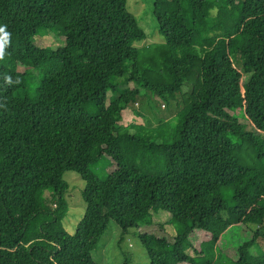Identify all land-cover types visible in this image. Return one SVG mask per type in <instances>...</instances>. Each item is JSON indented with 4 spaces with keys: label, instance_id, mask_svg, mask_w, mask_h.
<instances>
[{
    "label": "trees",
    "instance_id": "obj_1",
    "mask_svg": "<svg viewBox=\"0 0 264 264\" xmlns=\"http://www.w3.org/2000/svg\"><path fill=\"white\" fill-rule=\"evenodd\" d=\"M127 5L0 0V264H100L111 221L148 264H264V0H180L147 46ZM137 103L156 125L121 123ZM68 171L85 185L74 233ZM212 240L217 262L188 252Z\"/></svg>",
    "mask_w": 264,
    "mask_h": 264
},
{
    "label": "rangeland",
    "instance_id": "obj_2",
    "mask_svg": "<svg viewBox=\"0 0 264 264\" xmlns=\"http://www.w3.org/2000/svg\"><path fill=\"white\" fill-rule=\"evenodd\" d=\"M180 0H128V9L135 14L140 26L146 32V39L141 43L140 46L152 45L157 42H163L164 39L160 35L155 17L154 11H165L174 10L177 8ZM37 42L40 44L48 45L53 48H62L65 45V41L62 36L55 32L42 31L36 36ZM215 48L223 51H232L230 41L224 38H219L215 44ZM157 101L160 102L161 107L159 111L165 113L162 116V120L171 118L167 114L165 103L157 96ZM148 100V99H147ZM153 103V102H152ZM140 111V105L137 103L135 107H129L124 110L123 119L121 123L124 126L129 124H145L148 120L153 121V125L157 124L155 117L151 114L138 115L135 111ZM150 118V119H149ZM241 173L240 170H238ZM64 179L68 182L69 188L65 195V199L68 203L69 211L63 218L64 228L74 233L78 222L84 215L86 204L84 202L82 191L84 189L83 178L75 171H68L64 174ZM154 221L165 225L167 232L170 235H175L174 226L171 223V215L168 212L160 211L154 214ZM137 229H131L128 233L123 234L122 229L119 225L111 221L107 231L102 236L98 247L92 253L94 260L100 264H124L128 261L130 264H148L149 255L147 250L141 244L139 237L137 236ZM224 238H221V240ZM219 241H203L200 244L201 253H197L194 248H190L188 252L200 263H202L203 256L217 262L220 255V242ZM264 246V243L262 244Z\"/></svg>",
    "mask_w": 264,
    "mask_h": 264
}]
</instances>
